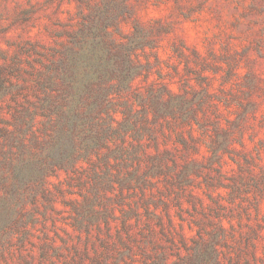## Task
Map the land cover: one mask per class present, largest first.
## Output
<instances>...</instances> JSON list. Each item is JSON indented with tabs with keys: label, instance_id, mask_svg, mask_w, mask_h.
<instances>
[{
	"label": "rangeland",
	"instance_id": "obj_1",
	"mask_svg": "<svg viewBox=\"0 0 264 264\" xmlns=\"http://www.w3.org/2000/svg\"><path fill=\"white\" fill-rule=\"evenodd\" d=\"M0 264H264V0H0Z\"/></svg>",
	"mask_w": 264,
	"mask_h": 264
},
{
	"label": "clouds",
	"instance_id": "obj_2",
	"mask_svg": "<svg viewBox=\"0 0 264 264\" xmlns=\"http://www.w3.org/2000/svg\"><path fill=\"white\" fill-rule=\"evenodd\" d=\"M149 11H151V10H149ZM153 14H155V13H153Z\"/></svg>",
	"mask_w": 264,
	"mask_h": 264
}]
</instances>
